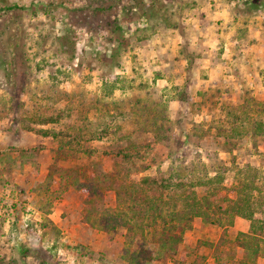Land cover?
Instances as JSON below:
<instances>
[{"label":"rangeland","instance_id":"1","mask_svg":"<svg viewBox=\"0 0 264 264\" xmlns=\"http://www.w3.org/2000/svg\"><path fill=\"white\" fill-rule=\"evenodd\" d=\"M245 1L0 0V264H133L127 251L140 246L159 251L148 264H174L139 219L129 236L105 220L114 190L84 218L86 194L68 177L94 162L112 174L195 168L212 179L197 195L217 187L224 205L242 183L264 223V8ZM46 115L60 122L37 124ZM82 126L66 154L64 136L37 133ZM122 150L142 155L126 163ZM211 213L183 232L175 257L193 252L183 264H228L207 242L251 228Z\"/></svg>","mask_w":264,"mask_h":264},{"label":"trees","instance_id":"2","mask_svg":"<svg viewBox=\"0 0 264 264\" xmlns=\"http://www.w3.org/2000/svg\"><path fill=\"white\" fill-rule=\"evenodd\" d=\"M248 3L249 8H264V0H246L244 4ZM15 7L18 6H10L8 8L12 9ZM97 8L99 9L100 7ZM36 122L39 125L56 124L60 122V119L58 116L46 115ZM89 123L91 128L94 122L89 121ZM105 124L104 122L102 123L101 130L108 134V126ZM97 128V125H95L92 130L95 131ZM85 129L88 130L89 128L82 126L81 128H74L73 132L67 129L62 131L60 128L55 131L44 130L37 133L55 139L64 136L66 138L65 142L62 141L59 148L64 149L66 154L69 149L65 148V144L70 146L72 143H79ZM236 130L235 127L232 128L229 135L231 132H236ZM256 134H261V132ZM126 152L122 150L118 153L121 155L119 158L126 163L132 160L133 157L142 155L141 151L134 154ZM89 153L91 154V152ZM189 171H191V174L185 175L175 174L171 170L159 171L154 175L132 174L129 172L112 174L102 169L100 162H94L85 171H81L78 168L72 169L68 178L69 182L70 180L75 181L76 186L82 187L86 194L84 199L85 208L83 210L84 218L89 220L91 215L88 210L89 206L96 209L97 200L95 197L101 196L104 199L105 195L102 192L104 188L105 191L114 190L116 194V209L105 207L103 209L105 220L119 222L120 225L128 230L129 236L135 231L132 221L139 219L141 221L138 226L140 228L139 234L142 239L146 238L145 233L147 230L150 236L155 238V241L157 240L163 254L171 256L174 264H183L193 254L191 250L185 249L181 253L180 259L175 257L178 254L179 245L183 241V232L190 227L191 222L195 219L210 218L211 212L217 213L219 218L230 217L231 220H234L235 217H243L251 221L250 230L241 232L234 240L222 236L217 243L207 242L208 247L213 250L215 258L218 259V263L247 264L251 259L255 262L259 257L264 256V223L261 225L257 224L253 197L242 191L245 190L244 185L241 183L240 188L237 189V197L230 199L228 205H224L220 202L221 198L217 187L208 190L206 195L199 197L194 190L195 186L207 183L211 185L212 179L204 181L201 175L195 174V168L190 167ZM178 202H181L182 208H177ZM164 206L172 208L169 209L171 212L167 215L163 213ZM158 219L164 223L161 227L157 225ZM148 220H151V222L146 227L144 223L145 221L149 222ZM112 224L115 225V223ZM178 228L181 229L178 230ZM238 249L242 252L240 258H236ZM157 252L159 253V251L148 249L146 246L127 251L129 253L128 259L133 264H148L157 258V255H155ZM199 260H203V256L196 255L193 264H200Z\"/></svg>","mask_w":264,"mask_h":264},{"label":"crops","instance_id":"3","mask_svg":"<svg viewBox=\"0 0 264 264\" xmlns=\"http://www.w3.org/2000/svg\"><path fill=\"white\" fill-rule=\"evenodd\" d=\"M26 162H27V161H26ZM16 163H17V162H16ZM27 163H28V162H27ZM27 163H25L24 165H27ZM6 164H7V162H6ZM11 168H12V169H17V168H15V164H14V165L12 164ZM10 170H11V169H10L9 167H6V178H9V176L12 175V173H11V174L9 173ZM14 172H15V170H14ZM14 172H13V174H14ZM24 175H25V174H24ZM15 183L18 184V180H16ZM12 184H13L12 182L7 183V181H6V187H5V188H6V191H7V192H9V191H8V188H9V186H10V188H11ZM0 186H1V185H0ZM1 187H2V186H1ZM8 194H9V193H8ZM51 218H52V217H51ZM55 223H56V222H55Z\"/></svg>","mask_w":264,"mask_h":264}]
</instances>
